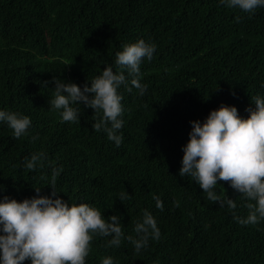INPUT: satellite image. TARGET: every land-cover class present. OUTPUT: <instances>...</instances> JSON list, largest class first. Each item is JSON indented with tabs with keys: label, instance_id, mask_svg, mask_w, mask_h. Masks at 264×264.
<instances>
[{
	"label": "trees",
	"instance_id": "trees-1",
	"mask_svg": "<svg viewBox=\"0 0 264 264\" xmlns=\"http://www.w3.org/2000/svg\"><path fill=\"white\" fill-rule=\"evenodd\" d=\"M139 38L157 48L141 64L144 95L120 88L122 144L94 130L90 107L82 105L80 121L62 120L49 104L53 78L82 87L108 64L126 71L115 64L116 53ZM257 94H264V7L249 14L220 0H0V108L32 119L20 138L0 124V198L50 194L56 167L59 195L70 203L94 204L105 217L122 213L132 235L147 208L161 229L160 239L139 252L126 239L108 246L110 237L96 235L86 264L107 255L119 264H264V220L239 223L193 177L179 174L190 121L222 102L246 117ZM39 151L47 159L24 167ZM220 183L236 199L235 212L247 216V199ZM124 191L131 196L121 201Z\"/></svg>",
	"mask_w": 264,
	"mask_h": 264
},
{
	"label": "clouds",
	"instance_id": "clouds-1",
	"mask_svg": "<svg viewBox=\"0 0 264 264\" xmlns=\"http://www.w3.org/2000/svg\"><path fill=\"white\" fill-rule=\"evenodd\" d=\"M230 8L253 13L264 7V0H220ZM155 42L139 38L126 43L116 53L115 64L124 70H114L112 64L103 68L90 83L81 87L73 81L54 77V95L49 104L61 110L64 121H80L81 109H94L93 128L103 130L108 139L120 146L125 121L121 86L132 91V86L144 95L148 85L142 82L141 64L151 61L156 51ZM129 77L131 79L129 80ZM47 85V81L43 82ZM235 94V93H233ZM248 116H242L235 104L221 103L211 109L203 119L190 121L189 140L182 145L183 156L179 174H189L206 192L207 198L233 210L234 219L241 224H256L264 220V94L251 98ZM6 123L16 138L27 135L32 124L29 115L0 108V124ZM47 159L43 151L33 152L24 158V167L36 169ZM62 167V166H61ZM60 169L52 168L50 194L33 195L18 200L8 194L0 198V264H86L94 236L110 237L108 246L119 247L123 240L131 241L136 252L159 240L161 229L154 214L147 208L134 226L135 235L126 234L123 214L116 212L105 217L99 207L88 202L70 203L59 195L56 176ZM220 181H227L248 201L247 216L235 212L236 199L227 195ZM223 186L222 191L217 185ZM42 187H35L36 193ZM121 192L119 199L130 197ZM156 207L163 210L164 202L154 195ZM179 205V201L175 202ZM101 264H119L111 255L102 258Z\"/></svg>",
	"mask_w": 264,
	"mask_h": 264
}]
</instances>
